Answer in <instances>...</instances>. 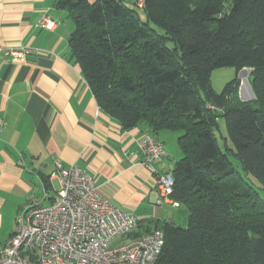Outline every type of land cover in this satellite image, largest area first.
Returning a JSON list of instances; mask_svg holds the SVG:
<instances>
[{
  "label": "trees",
  "instance_id": "trees-1",
  "mask_svg": "<svg viewBox=\"0 0 264 264\" xmlns=\"http://www.w3.org/2000/svg\"><path fill=\"white\" fill-rule=\"evenodd\" d=\"M133 2L146 20L125 0L54 2L73 20L72 56L100 107L125 129L179 131L171 197L188 223L140 220L131 236L163 231L156 264H264V0ZM225 66L237 74L219 93L211 75ZM243 68L251 102L238 95Z\"/></svg>",
  "mask_w": 264,
  "mask_h": 264
},
{
  "label": "crops",
  "instance_id": "crops-1",
  "mask_svg": "<svg viewBox=\"0 0 264 264\" xmlns=\"http://www.w3.org/2000/svg\"><path fill=\"white\" fill-rule=\"evenodd\" d=\"M54 2L0 0V242L14 233L30 204L53 200L60 188L57 162L80 166L103 197L144 225H185L187 207L171 199L159 203L157 178L140 163L137 139L149 128L141 123L125 129L100 107L72 56L73 20ZM44 18L55 26L42 27ZM10 49L26 54L13 57ZM161 134L168 157L155 166L171 170L174 156Z\"/></svg>",
  "mask_w": 264,
  "mask_h": 264
},
{
  "label": "built area",
  "instance_id": "built-area-1",
  "mask_svg": "<svg viewBox=\"0 0 264 264\" xmlns=\"http://www.w3.org/2000/svg\"><path fill=\"white\" fill-rule=\"evenodd\" d=\"M42 27L55 21L44 18ZM7 54L24 58V49ZM4 122L0 118V132ZM140 163L152 170L161 195L171 199L175 178L170 169L160 171L155 163L168 157L158 136L146 133L137 139ZM60 188L48 204L32 203L16 220L14 233L0 242V264H156L165 235L155 230L131 236L138 228L137 214L113 205L97 189L93 177L80 166L57 162ZM123 239H127L125 242Z\"/></svg>",
  "mask_w": 264,
  "mask_h": 264
},
{
  "label": "rangeland",
  "instance_id": "rangeland-1",
  "mask_svg": "<svg viewBox=\"0 0 264 264\" xmlns=\"http://www.w3.org/2000/svg\"><path fill=\"white\" fill-rule=\"evenodd\" d=\"M125 1L130 6L136 8L140 17L143 20H146L145 12L142 8L135 5L133 0H125ZM142 4L143 3H141V5ZM151 26L156 28L158 31H162L158 26H156L153 23H151ZM251 71H252L251 68H243L238 72V81H239L238 95H239V99L243 102H251L255 99V95L250 85ZM236 74H237V70L234 66H225V67L216 68L214 69L211 75L212 86L217 92L221 93L225 89L226 85L236 77ZM176 133H179V131L164 130L163 134H161L160 136L167 143L168 149L171 151V154L174 156L171 158L172 169L174 168L176 162L179 160L180 158L179 155L181 154L180 149L177 148L178 136H176ZM216 136L218 138V142L222 150L227 151V146H232V143L228 137L226 122L223 117L219 118V127L216 129ZM174 146H176V148H173ZM253 179L256 182L257 179L255 177ZM262 195L264 197V192H262ZM44 204H48V202ZM187 223H188V219L186 220L185 225H187ZM123 240L125 242L127 239H123Z\"/></svg>",
  "mask_w": 264,
  "mask_h": 264
}]
</instances>
